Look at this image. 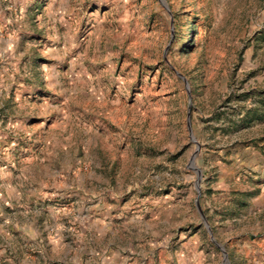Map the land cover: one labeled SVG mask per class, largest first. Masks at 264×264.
<instances>
[{
    "label": "rangeland",
    "instance_id": "1",
    "mask_svg": "<svg viewBox=\"0 0 264 264\" xmlns=\"http://www.w3.org/2000/svg\"><path fill=\"white\" fill-rule=\"evenodd\" d=\"M163 1L0 0V264H264V0Z\"/></svg>",
    "mask_w": 264,
    "mask_h": 264
},
{
    "label": "crops",
    "instance_id": "2",
    "mask_svg": "<svg viewBox=\"0 0 264 264\" xmlns=\"http://www.w3.org/2000/svg\"><path fill=\"white\" fill-rule=\"evenodd\" d=\"M162 251H163V250H162ZM146 252H147V251H146ZM167 254H168V253L164 250V251L162 252L161 255L168 259V255H167ZM152 262H153V260L149 258V261L147 262V264H151ZM166 262H167V260L163 261V263L167 264ZM131 264H132V263H131Z\"/></svg>",
    "mask_w": 264,
    "mask_h": 264
},
{
    "label": "water",
    "instance_id": "3",
    "mask_svg": "<svg viewBox=\"0 0 264 264\" xmlns=\"http://www.w3.org/2000/svg\"><path fill=\"white\" fill-rule=\"evenodd\" d=\"M163 3H164V1L163 0H161ZM165 4V3H164ZM189 89V88H188ZM204 220H205V222H206V224H207V221H206V219L204 218ZM207 226H208V224H207ZM208 228H209V226H208ZM209 230H210V228H209ZM220 245V244H219Z\"/></svg>",
    "mask_w": 264,
    "mask_h": 264
}]
</instances>
